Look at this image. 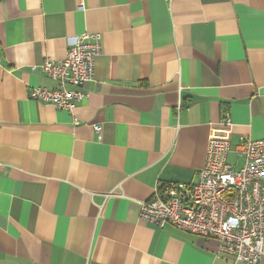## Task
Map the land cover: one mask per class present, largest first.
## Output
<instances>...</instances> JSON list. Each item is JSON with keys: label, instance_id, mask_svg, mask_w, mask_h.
Listing matches in <instances>:
<instances>
[{"label": "crops", "instance_id": "obj_1", "mask_svg": "<svg viewBox=\"0 0 264 264\" xmlns=\"http://www.w3.org/2000/svg\"><path fill=\"white\" fill-rule=\"evenodd\" d=\"M86 32L102 49L73 110L32 98ZM217 134L237 166L240 139L264 138V0H0V264H234L140 218Z\"/></svg>", "mask_w": 264, "mask_h": 264}, {"label": "built area", "instance_id": "obj_2", "mask_svg": "<svg viewBox=\"0 0 264 264\" xmlns=\"http://www.w3.org/2000/svg\"><path fill=\"white\" fill-rule=\"evenodd\" d=\"M101 41L100 32H86L76 37L64 59L46 58L41 70L58 87H35L30 96L73 110L82 93L69 86L79 87L93 79ZM222 124L230 133L228 115ZM96 130L101 132V126L96 125ZM230 151L229 136L210 138L198 179L159 183L154 196L140 203V218L216 239L220 251L233 256L234 264H264V138L240 139L236 152L243 160L241 166L228 162Z\"/></svg>", "mask_w": 264, "mask_h": 264}]
</instances>
